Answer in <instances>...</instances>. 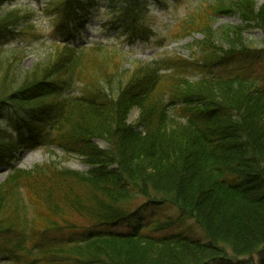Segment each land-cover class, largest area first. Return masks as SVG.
<instances>
[{
    "label": "trees",
    "instance_id": "1",
    "mask_svg": "<svg viewBox=\"0 0 264 264\" xmlns=\"http://www.w3.org/2000/svg\"><path fill=\"white\" fill-rule=\"evenodd\" d=\"M52 1L48 10L62 22V34L78 26L84 0ZM116 2L113 12L129 37L150 32L141 0ZM224 14H239L244 25L216 28ZM30 17L26 10L9 12L0 29L15 37ZM254 29L264 35V0H215L176 28V39L204 35L194 62L169 59L130 71L122 69L123 52L66 45L11 77L23 61L20 52L0 51V103L21 118L17 140L0 131V157L12 159L23 145L44 139L63 150V161L76 156L89 168L77 172L52 162L15 170L0 183V258L247 264L261 256L253 264H264V39L258 49L244 37ZM77 80L80 95L64 97ZM133 108L140 110L135 127L127 123ZM210 205L227 230L212 227ZM169 207L177 218L166 216ZM152 209L155 215L146 217ZM119 227L125 231L113 232ZM197 228L206 242L192 235ZM64 230L76 233L47 238Z\"/></svg>",
    "mask_w": 264,
    "mask_h": 264
},
{
    "label": "rangeland",
    "instance_id": "2",
    "mask_svg": "<svg viewBox=\"0 0 264 264\" xmlns=\"http://www.w3.org/2000/svg\"><path fill=\"white\" fill-rule=\"evenodd\" d=\"M47 1L48 0H7L3 6H0V17L6 15L12 8L24 5L28 6L36 15L30 26H23V28L26 29L22 31L24 34L3 39L4 41L9 42L8 45L5 44L8 49H20L24 56V61L20 66L12 65L13 67L10 73L11 77L14 71L17 70V72L21 73L27 72L38 62L44 60L48 56V52H51V46L58 45L59 43L67 44L68 42L73 46L88 48L92 46V43L100 41L108 43L111 40V43H115L114 45L119 47V49L122 48L129 51L132 55V60L137 61L138 59L142 63H148L153 60H162L170 55L184 59H191L192 51L189 46L194 43L195 40H201L200 35H196L194 39L188 38L182 42H170L171 29L178 21L186 17L192 9H195L197 5L210 3L214 0H166L165 3L161 4L149 0L148 12L145 15L148 16L147 21L153 26L156 34L155 37L148 42H142L139 40L126 42L123 38L117 40V38H115L116 33L114 30H111L110 26L104 28L109 23V0H95V3L90 10V14L85 19L86 24L84 27L80 29L79 32H73L72 36L68 35L69 37L61 39V35H59L56 30L57 24L53 12L45 11ZM257 1L258 4L263 3V0ZM240 23L241 21L239 17L224 16L219 19L217 26L221 28L226 25L236 26ZM244 37L255 45V47L261 48V40L263 39L261 32L249 31ZM161 40L163 46H160L161 44H159V41ZM1 115L3 116V119L0 120V128L12 130L15 119H11L6 110H3ZM137 117V111H133L129 117L130 122L135 123ZM97 144L102 149H106L107 147L106 144L101 141L97 142ZM64 157L65 155L59 150L57 151V156L51 157L47 147L39 146L35 150L25 149L19 152L16 156L14 167L32 169L38 164L50 163L52 161L62 162ZM64 166L80 172H85L87 170V167L81 162V159L78 160L76 157H73V159L68 162H64L63 167ZM9 172L10 169L8 166H0V183H3L6 180ZM208 207L210 212L207 217L212 219V222H215H213L212 227L218 231L221 229L227 230L224 228V224H222V216L220 213L218 214L216 212L217 210L212 207V205ZM172 212L175 214V217L179 216V212L175 208L172 209ZM172 212H169V209H167L166 214L172 216ZM162 214L163 213L161 212H157L156 217H159ZM150 215L151 214H148V217ZM196 230L197 239L206 242L207 238L205 234L199 228ZM225 233H227V231ZM260 259L261 256H257L255 262L258 263Z\"/></svg>",
    "mask_w": 264,
    "mask_h": 264
}]
</instances>
